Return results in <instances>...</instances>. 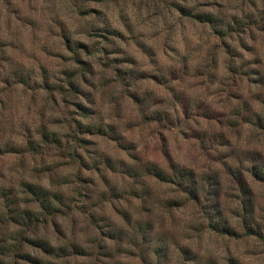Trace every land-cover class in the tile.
<instances>
[{"label": "rangeland", "instance_id": "obj_1", "mask_svg": "<svg viewBox=\"0 0 264 264\" xmlns=\"http://www.w3.org/2000/svg\"><path fill=\"white\" fill-rule=\"evenodd\" d=\"M200 11L220 19L218 30L188 14ZM85 123L109 131L76 129ZM46 130L60 146L43 143ZM28 140L39 146L29 150ZM104 156L187 167L215 193L233 233L208 227L203 209L173 184L128 176L101 163ZM253 163L264 165V0H0V186L62 190L71 208L38 233L85 249L47 258L264 264V182L246 170ZM231 169L251 189L258 234L233 214L242 193ZM172 198L181 204L166 206ZM146 222L152 229L142 239L137 226ZM108 229L121 235L107 237ZM22 251L46 257L28 245Z\"/></svg>", "mask_w": 264, "mask_h": 264}, {"label": "trees", "instance_id": "obj_2", "mask_svg": "<svg viewBox=\"0 0 264 264\" xmlns=\"http://www.w3.org/2000/svg\"><path fill=\"white\" fill-rule=\"evenodd\" d=\"M93 1L110 2L115 0ZM188 14L197 22L206 23L215 30H218L216 28L221 23L217 16L209 12L200 11ZM104 31L110 34L115 32L107 28ZM128 78L131 79L130 73H128ZM70 84L73 89L77 88L72 83ZM133 97L137 98L134 94ZM151 114H155V117L154 115L153 117L151 116L152 119L161 118L159 112ZM76 129L89 134H107L109 131L108 127L102 128L93 123L79 124ZM41 138L44 144L60 146L62 143L61 137L54 131H43ZM38 146L39 143L34 140L27 141V148L29 150H35ZM71 156L74 157L72 154ZM101 163L110 168L118 165L121 171L131 177L137 178L145 174L155 177L161 182L173 184L180 192L186 193L195 204H198L203 209L204 215L208 219V227L214 231L226 234L233 233L231 227L227 224L226 218L223 216L217 199H215V193H211L208 187H204L203 183L196 179L193 171L187 167L180 166L171 161L169 162L170 170L166 171L153 163H142L139 166H134L126 164L124 161H113L107 156L101 158ZM246 170L255 180L264 182V165L253 163ZM230 172L239 191L242 193L238 207L235 210L233 209V214L240 218L242 226L249 233L258 234V232L252 229L256 204L251 197V189L240 170L231 169ZM212 198L213 202L211 201ZM180 204V199L172 198L166 200V206L168 207H175ZM63 208H71V197L64 194L62 190H54L30 181H22L17 192L11 187L0 186V224L6 228L2 236H0V255H12L15 259H21L31 264H58L47 257L60 259L70 255H84L85 249L74 241L52 242L38 233L39 227L44 225L49 217L62 214ZM90 216H93V214L91 213ZM137 228L141 232L142 239H145L149 234L148 232L152 229L149 222H146L144 225L138 224ZM105 234L107 237L121 235L120 232L114 229H108ZM24 245L39 250L46 257H38L31 255L27 251H22ZM99 245L100 243H98ZM154 251L160 253L162 249L160 246H157ZM163 254L166 255V252H163ZM0 264H7L1 256ZM8 264L10 263L8 262Z\"/></svg>", "mask_w": 264, "mask_h": 264}]
</instances>
